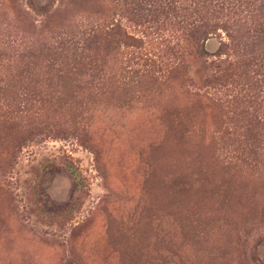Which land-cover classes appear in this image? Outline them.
<instances>
[{"label": "rangeland", "instance_id": "rangeland-1", "mask_svg": "<svg viewBox=\"0 0 264 264\" xmlns=\"http://www.w3.org/2000/svg\"><path fill=\"white\" fill-rule=\"evenodd\" d=\"M129 6L0 0V264H264L263 114L195 97ZM117 20L140 50L80 48Z\"/></svg>", "mask_w": 264, "mask_h": 264}, {"label": "trees", "instance_id": "trees-1", "mask_svg": "<svg viewBox=\"0 0 264 264\" xmlns=\"http://www.w3.org/2000/svg\"><path fill=\"white\" fill-rule=\"evenodd\" d=\"M126 1L130 5L127 22L139 27L154 23V38L162 40V53L171 62L168 75H183L192 82L187 74L195 67L201 73L197 84L204 90L195 97L230 107L234 114H239V105H245L250 108L248 113L264 116V0ZM216 31L223 33L225 41L208 57L202 43ZM166 32L169 39L163 37ZM114 41L135 50L142 47L141 40L128 34L117 20L107 30L91 28L80 48L87 43L98 49ZM83 59L90 67L96 63V55ZM240 67L245 70L244 82L237 75ZM69 174L79 186L77 173L69 170Z\"/></svg>", "mask_w": 264, "mask_h": 264}]
</instances>
